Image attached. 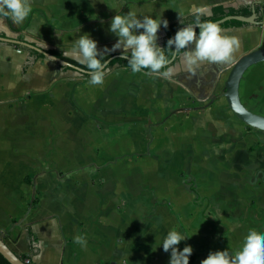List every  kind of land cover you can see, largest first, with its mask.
Wrapping results in <instances>:
<instances>
[{
	"label": "crops",
	"instance_id": "crops-1",
	"mask_svg": "<svg viewBox=\"0 0 264 264\" xmlns=\"http://www.w3.org/2000/svg\"><path fill=\"white\" fill-rule=\"evenodd\" d=\"M253 4L263 8L264 0H32V11L22 23L11 18L14 30L0 17V36L28 41L46 52L53 49L79 62L73 48L80 36L89 34L98 42L100 51L111 49L118 42V37L109 31L117 14L133 11L138 18L159 17L170 25L192 13L207 16L215 5L252 9ZM261 21L257 25L221 28L222 35L236 37L240 43L231 62L205 63L192 75L182 63V52L169 65L174 69L171 78L149 75L145 70L133 73L130 67L114 64L106 68L104 82L98 86L89 83L90 76L77 75L75 69L46 56L35 60L24 72L30 51L34 50L0 41V236L13 252L30 264H170L171 251L163 250L159 230L161 217L172 218L178 210V183L167 180L166 184L172 186L163 189L157 183L143 187L147 181H132L136 183L131 188L137 192H131L119 179L91 180L83 173L111 171L105 168L107 164L92 163L112 156L108 144L114 140L124 145V137L113 135V130L123 123L157 128L167 126L173 119L184 121L190 126L181 127L177 134L186 135L185 138L196 132L202 138L213 132L225 136L231 124L236 131L228 139L244 141L246 136L242 134H249L247 127L221 93L234 62L243 54L264 47V17ZM157 35V44L162 48L166 38L163 26ZM192 48L194 44L189 50ZM122 53L119 49L105 56ZM251 67L240 81V99L253 72L260 70L253 67L247 73ZM68 108L77 109L71 116L64 112ZM83 114L90 116L93 135H83L87 124ZM102 135L108 137L105 144L96 143ZM239 144L240 149H225L224 154L234 160L239 153H245L243 142ZM87 150L92 152L86 155ZM37 156L40 159L35 163ZM43 156L53 158L45 160ZM59 156L61 161L67 160L63 167L53 163ZM85 159L92 163L75 167V163ZM215 166L214 162L209 163L207 168L214 175L211 178L208 173L201 184L203 207L213 205L212 212H222V204L229 200H211L209 191L219 178L232 174L237 175L249 195L238 198L242 212L238 211L241 219L237 228L214 226L217 223L211 226L210 217L205 216L207 223L201 230L206 236H221L220 243L217 238L208 239L207 248L193 253L189 264H201L213 251L228 250L234 254L241 249L250 229L264 234V180L255 181L257 170H251V164L230 163L227 169ZM242 172L249 178L243 180ZM148 188L154 189L155 194L159 192V196H147ZM184 196L188 198L185 193ZM130 199L141 204L150 203V199L162 200L158 210L163 215L153 217L151 222L141 212L132 221L123 212L125 207L128 210ZM167 201L175 204L174 209L163 206ZM215 213L211 219L217 220ZM171 218L170 227L176 224V217ZM77 235L86 238V246L74 242Z\"/></svg>",
	"mask_w": 264,
	"mask_h": 264
},
{
	"label": "rangeland",
	"instance_id": "rangeland-1",
	"mask_svg": "<svg viewBox=\"0 0 264 264\" xmlns=\"http://www.w3.org/2000/svg\"><path fill=\"white\" fill-rule=\"evenodd\" d=\"M253 67H258L260 70L253 72L254 74L249 78L247 89H243L244 93L241 97V102L250 111L264 115V62H260ZM253 67H251L247 73H249ZM76 109L68 108L64 112L66 114L68 112V114L72 116ZM82 116L87 118V124L85 129H83V135H85V133L93 135L91 130L93 124L90 125L91 122H89L90 116L84 114ZM185 126L190 125L186 124L184 121L180 122L174 119L170 121V124L167 126L163 125L158 126L157 128H149L147 126L142 127V125L138 128L136 126L133 127L130 123H123L121 127H116L113 130V135L119 139L124 137L126 140L123 141L124 145L120 143V140H114L113 143L108 144L112 155L109 159L103 160L100 158L101 160L99 159L93 163L88 159H85L74 165L75 167H78L80 165L84 166L87 163H92L93 165L98 166L107 164L105 165V168L111 170L109 172L85 171L83 175H87L86 178L91 180L119 179L120 181H124L125 190H130L131 192H137L136 189L134 190V188H131L134 183H136L132 181H147L143 187L152 186L157 183L162 186L163 189L172 186V183L166 184L167 180L176 181L179 186L178 191L176 190L177 194L179 192L178 210L173 214V217H176V224H173L170 227L169 218L171 217L166 219L162 216L161 218L163 221L161 229L159 230V235H163L161 240L164 241L169 231L176 230L186 239L181 241L177 246L179 250L183 251L184 247L191 246L193 253H198L207 248L208 239L213 240L217 238L218 243H220L221 239V236H206L205 232L201 230L204 223H207L204 220L205 216L207 218L210 217L209 222L211 226L217 223L218 225L214 226L237 228V221L241 219L238 211L242 212L240 208L241 204L238 203V198H243L244 196L249 195L248 190L244 188L243 183L239 181L237 175L232 174L229 178L225 177V179L224 177L219 178L218 183L210 188V198L211 200L214 198L218 200L220 199L222 202L229 200V202L226 205L222 204V212L215 211L218 214V221L211 219V216L214 215L212 213H215L212 212V210H214V208H212L213 205L210 206V204L209 208L203 207V197H201V184L204 177L208 173L211 175V178L214 175V173L210 172V169L207 168L209 163L213 164L214 162V164L217 165L215 167L219 168L221 165L220 167L222 168L224 166L223 168L225 169H227V166L230 163L251 164V170H257V173L254 174L257 179L255 181L259 180L260 182V179L264 180V131L246 125V131L250 135L243 132L242 135L246 136L243 138L244 141L228 139L229 135L233 136V130L236 131L230 124V131L228 134H225V136H219L217 132H213V134L202 138V135L199 132H196L187 135V138H185L186 135L182 134V136L177 134L180 131L179 129L181 127L184 129ZM126 136H128V138H126ZM107 138L108 137H105V135L98 136L96 138V143L101 142L105 144ZM240 142H243L241 147L243 151H246L245 153H242L241 155L239 153L234 160L231 155L227 156V154H224L223 151L225 149H233L235 147L236 149H240ZM212 150L216 152L212 153ZM85 151L86 149L82 150V152ZM90 152H92V150H87L85 154L89 155ZM246 153L251 154L252 158ZM43 157L45 160L47 158H53V156ZM57 158L58 159L53 163L58 167H63L62 163H67V160H60L61 156ZM36 159H40V156L35 157V163ZM241 178L244 180L249 177L242 172ZM184 193L188 196L186 199H189L187 204ZM146 194L149 197H155L156 195L159 196V192L155 194L154 189L151 188L146 189ZM130 195H134L132 198L136 196L132 193ZM130 200L131 204L128 207V210L125 207L123 212H127L132 221H135L134 215L141 212L146 213L147 220L151 222L154 219L153 217L163 215L158 210V207L160 206L159 201L162 200L150 199L152 201L147 204H141L140 202L135 201V199ZM163 206H166L165 208L174 209L175 204L167 201ZM234 207L235 209H233ZM190 210L192 212L194 211V213H191ZM164 211L162 210V212ZM173 217L171 219H173ZM153 242L156 243L157 239H154ZM218 248H220V246H218Z\"/></svg>",
	"mask_w": 264,
	"mask_h": 264
},
{
	"label": "clouds",
	"instance_id": "clouds-1",
	"mask_svg": "<svg viewBox=\"0 0 264 264\" xmlns=\"http://www.w3.org/2000/svg\"><path fill=\"white\" fill-rule=\"evenodd\" d=\"M32 11V0H0V15L11 16L17 22L22 23ZM167 29L169 22L159 17L152 16L138 18L137 14L129 11L127 14H117L111 20L109 31L118 37V42L111 49H98V42L89 34H84L75 41L73 55L89 71V83L93 86L102 85L106 76L107 65L97 57L122 49V58L128 61L133 73H139L144 69L150 70L147 74H157L164 78H171L174 69L169 66L170 61L165 55V50L158 46V32ZM199 29L197 36L196 29ZM143 31H140V30ZM194 48L190 49V45ZM175 46L176 53L183 50L181 58L186 70L196 75L197 70L205 63H228L235 59V52L240 43L236 37L222 35L221 27L211 21L201 22L199 17L195 24L183 26L173 38L167 41L168 49ZM131 53L129 57L127 53ZM56 60L55 57H49ZM166 71L161 72V69ZM110 71V70H109ZM81 73L78 72L77 75ZM185 237L176 230H171L165 237L162 247L167 253L171 251L170 264H189V257L193 253L191 246L184 247L180 251L177 247ZM74 242L86 246V238L82 235L74 237ZM35 247L40 248V244ZM201 264H264V234L250 229L244 238L240 250L231 254L228 250L210 252Z\"/></svg>",
	"mask_w": 264,
	"mask_h": 264
},
{
	"label": "water",
	"instance_id": "water-1",
	"mask_svg": "<svg viewBox=\"0 0 264 264\" xmlns=\"http://www.w3.org/2000/svg\"><path fill=\"white\" fill-rule=\"evenodd\" d=\"M264 17V7L262 8L261 12H256L255 4L252 5V13L249 16L242 15V14H233V15H226L222 17L221 19L211 21L218 25L229 21V20H237L241 21L243 23L253 24L257 25L260 24L262 21L261 19ZM179 28L178 30H180ZM177 30V31H178ZM177 33V32H176ZM0 41H4L7 43H13V44H19L22 45L30 50L37 51L39 53H42L46 57H55L56 62L67 65L71 67L72 69H75L76 71L87 74L88 71L75 66L57 56H54L46 50L38 45L31 44L28 41L24 40H18L14 38L9 37H2L0 36ZM175 51V46H174ZM123 54H118L116 56L122 58ZM130 57V56H129ZM177 57V53L174 52L173 56L169 60L170 64L174 62V60ZM111 59H108L104 64L108 65ZM264 62V47L258 48L252 51H249L245 54H243L241 57H239L233 64V66L230 69L229 75L227 77V80L225 82V90L221 93V96H224L226 98V101L228 103L229 108L234 113V115L241 120L245 125L264 131V115L254 113L247 109L240 99L239 94V87H240V81L245 73V71L251 67L252 65H255L257 63ZM0 254L10 263V264H28L26 263L21 257H19L16 253L13 252V250L9 247V245L3 240V238L0 236Z\"/></svg>",
	"mask_w": 264,
	"mask_h": 264
},
{
	"label": "trees",
	"instance_id": "trees-1",
	"mask_svg": "<svg viewBox=\"0 0 264 264\" xmlns=\"http://www.w3.org/2000/svg\"><path fill=\"white\" fill-rule=\"evenodd\" d=\"M256 12H261L262 10V7L260 4H258L256 7ZM252 13V9L251 8H241V9H235V8H232V7H225L224 5H215V6H212L210 7L209 9V15H204L202 13H192V14H188L186 16H184L179 22H175V23H172L168 26L167 29H165L166 31V38H165V41L163 43V47L162 49L165 50V55L166 57L168 58V60L171 59V57L173 56V53H174V46H173V49L170 50L168 49L167 47V41L170 39V38H173L177 32V30L179 28H182L183 26H188L189 24H195L196 20H197V17H199L200 21L201 22H207V21H215V20H218V19H221L222 17L226 16V15H233V14H242V15H246V16H249L250 14ZM0 17H4L7 22L9 23V26L12 30H14L15 28L13 27V23H12V20H11V17L10 16H3V15H0ZM248 23H243L241 21H237V20H229V21H226L222 24H220L219 26L221 28H226V27H234V26H243V25H247ZM199 29L197 28L196 29V32H198ZM16 47H22L20 45H15ZM24 48V47H22ZM48 53L54 55V56H57L75 66H78V67H81L87 71H89L84 65L80 64L79 62H76L72 59H69L65 56L62 55V53L56 51V50H53V49H49L47 50ZM183 52V50L180 52V53H177V56L179 54H181ZM123 54V53H122ZM128 56H131V53H127ZM31 57H34V59L32 60ZM41 57H44V55L42 53H39L37 51H30V54H29V58L27 59V62H26V65L24 66L23 68V71L25 72L26 69L31 65L33 64V62L35 60H37L38 58H41ZM98 59H103L101 62L104 64L108 59H111L109 64L107 65V68L114 65V64H119L120 66L122 67H130L128 65V61L121 58V57H118V56H115L114 54L112 55H108V56H104V57H100ZM65 69H68L69 67H64ZM145 71L149 72L150 70L148 69H144ZM167 69L164 68V69H161V72L163 71H166ZM86 76H89L87 74H85ZM21 259H23L25 261V257H21ZM0 264H10L1 254H0ZM30 264V263H28Z\"/></svg>",
	"mask_w": 264,
	"mask_h": 264
},
{
	"label": "built area",
	"instance_id": "built-area-1",
	"mask_svg": "<svg viewBox=\"0 0 264 264\" xmlns=\"http://www.w3.org/2000/svg\"><path fill=\"white\" fill-rule=\"evenodd\" d=\"M25 262H26V263H29V261H28V260H26Z\"/></svg>",
	"mask_w": 264,
	"mask_h": 264
}]
</instances>
